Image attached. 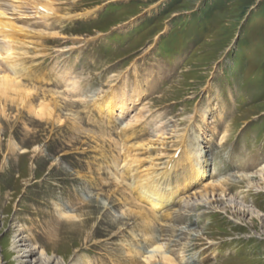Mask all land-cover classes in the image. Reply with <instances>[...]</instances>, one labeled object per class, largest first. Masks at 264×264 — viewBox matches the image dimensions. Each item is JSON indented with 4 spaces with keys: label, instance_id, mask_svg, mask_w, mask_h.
Here are the masks:
<instances>
[{
    "label": "rangeland",
    "instance_id": "374dc122",
    "mask_svg": "<svg viewBox=\"0 0 264 264\" xmlns=\"http://www.w3.org/2000/svg\"><path fill=\"white\" fill-rule=\"evenodd\" d=\"M73 1L77 2L73 8L58 6L64 15L75 17L86 10H94L95 14L88 19L75 17L55 23L50 31L57 34L61 31L67 38L62 35L65 39L53 43L54 46L49 42L44 44V48L49 46L46 50L50 53L55 51L52 55H57V51L64 54L50 58L49 69H59L55 76L68 81V86L65 83L57 86L49 75L50 90L40 89V83L36 82L39 89L27 87L35 96L32 103L37 109L56 98L61 106L60 114L57 112L59 122L13 110L16 107L10 105L6 107L7 118H0V264H21L23 251L37 246L42 249L34 250V264H43L40 251L53 258V263L109 264L114 260L111 252L116 249L123 254L132 240L139 241L142 237L138 231L133 234L132 228H140L146 222L143 226L153 232L144 213L125 209L127 214L142 220L130 224L132 219L119 208H126L125 198L116 200L121 184L109 168L113 167L112 162L94 160L105 147L111 153L118 148L116 142L126 123H121L123 119L115 122L113 134L101 125L84 130L75 116L85 112L83 117L79 116L89 124L100 122L91 112L93 98L88 99L101 91L104 93L98 95L99 100L111 95L118 97L117 104L122 93L123 100L130 102L127 121L141 116L139 121L148 135L155 134L150 129L157 126L162 129L157 133H162L166 144L158 147L157 156L150 154L149 166L142 171L145 161L137 157L139 173L158 175L161 170L154 163L158 154L165 157L168 150L174 149L178 143H173L171 137L187 131L190 118H195L196 113L201 137L197 136V128L192 135L202 139L210 162L225 168L224 162L216 161L211 155L214 152L227 158V162L246 157L250 164L246 171L230 169L227 165L224 177L233 184L230 188L233 193L219 199H205L211 203L207 211H221L223 217L212 215L207 219L210 223L206 221L192 234L188 231L190 235L179 239L171 256L178 257L190 244L189 240L194 239L193 235L206 227L202 234L204 247L190 250L191 260L187 264H264V169L257 168L264 160V0ZM90 31L96 35L92 41L88 39ZM127 79L130 87L124 81ZM136 82L139 90L134 88ZM21 115H25L24 119ZM76 134H80L79 143H69ZM87 137L90 142L86 141ZM220 140L227 141L223 149L216 147ZM60 153L68 155L61 160ZM55 160L60 162L54 165ZM111 160L117 162L118 158L111 155ZM122 162L124 166L126 162L123 159ZM97 164L103 169L99 170ZM102 171L107 173L101 177L90 175ZM234 173L239 181L233 177ZM243 175L253 178L246 180ZM84 176L92 178L90 183H86L88 179ZM213 177L216 180L219 174ZM110 180L113 184L108 188L106 182ZM203 181L200 185L208 186L212 182L209 177ZM97 188L102 192L93 193ZM113 190H117L115 196ZM237 208L247 213L236 214ZM62 212L77 219L67 221L59 216ZM114 213L124 221L113 226L108 216L114 218ZM114 233L117 238L113 240ZM107 238L111 240L102 241ZM163 256L168 258L164 253Z\"/></svg>",
    "mask_w": 264,
    "mask_h": 264
},
{
    "label": "bare ground",
    "instance_id": "6f19581e",
    "mask_svg": "<svg viewBox=\"0 0 264 264\" xmlns=\"http://www.w3.org/2000/svg\"><path fill=\"white\" fill-rule=\"evenodd\" d=\"M10 1L13 7V9L12 8L11 9L15 11L14 15H16L14 18H12L14 20H9L5 18L3 12L0 11V40L3 41V43L5 44L3 45L0 43V115H3L6 117L7 116L5 114L6 107L10 108V106L11 107L14 106L16 107V110L18 109L24 110L27 113L35 117H39L41 119L49 120V121L52 120L53 122L58 123L59 119H58L57 112L60 114L61 106L60 105L58 106V101L55 100L56 98L54 97V95L56 93L54 95L52 94L55 99L52 98L51 103L49 102L48 104L44 106L41 104L42 105L41 108L37 109L36 107L38 106L34 107L32 103L35 100V96L32 95L30 91H28L29 89L27 88L25 84H23L19 80V77L22 75V72L27 71L29 68H31L32 70L33 68V66L31 65L32 63L26 67V63L28 59L27 56H30V60L36 57H40L42 54L44 55L43 57L45 56L47 57V55L44 54L45 52L44 53L42 51L39 52V46L42 45L43 47H45L44 46L45 43L57 42L59 39L65 38V37L62 36L61 34L53 33L50 31L49 33H47V35H45L44 33H41L35 28L33 29L26 28L23 24L24 23H28L31 25L36 24L39 26L44 24V27H46L47 26L46 21H49L52 18L51 16H53V20H54L53 22H60L61 20H66V18L59 11H57V8L56 9L53 8L49 2H41L39 0H10ZM58 1H61V0H58ZM92 14H94V11H88L85 14H83V16L89 17ZM30 15H32L34 19L38 18L39 21L30 22L28 20L30 19V17H28ZM78 15H81V14H78ZM34 38L40 39L41 41L37 40L36 42L35 41L33 42ZM29 49H32V51L30 52ZM66 70L67 69H65V71ZM61 72H60V75H64L62 74L64 71L62 73ZM59 85L61 84H57V86ZM34 91H33V94L35 93ZM126 96H128V94ZM41 97L43 96L41 95ZM117 98L118 97L107 95V96L102 97L100 100L98 98V100H96L95 102L97 109L99 108L100 112L107 114L109 121L113 118V116L117 115L116 118L118 119V118H123L127 116L129 113V110H130L129 105H128V103H130L129 100H123V94L121 93V95L119 96V99H120L119 104H117ZM39 103H42V102H39ZM66 106L67 105H65V107ZM71 116L73 117V115ZM75 118L73 117V119ZM130 127H133V126H130ZM161 134L162 133L155 134V138H156L155 140L150 139L147 141H140V142L134 143L131 147V151L135 150V151H141L140 153L145 152L149 155L151 153L152 155H156L157 153L160 152L158 150V147L166 144V141H165L166 139L163 140V138H161L162 137ZM123 154H125V156H123L124 157L123 160L126 162V158H128L127 157L128 155L126 154V152H124ZM204 156H205V151L201 145H198L196 143H193L192 145H190V142L187 141L185 151H183V156L178 161V163L179 162L181 163V166H183V168L180 169L179 174H177L176 177H174L175 179L172 185L170 183L164 184L165 181L164 180L160 181V179L157 178L159 176L155 175V173H150V174H145L144 172L139 173L138 170L140 169V165H139L140 161L138 160V158H135L134 155L131 156V158L125 163V165L128 166V168H130L134 172L133 187H132L131 193L132 192L135 193V198L139 202L147 203L153 210L156 211L157 207L159 206L158 204H160L163 200H166V199L170 200L171 198L175 196V194L182 192L183 189H187L188 187H193L196 184L200 185L201 183L204 182L203 180L208 177L207 162L203 158ZM158 157H159V154H158ZM262 168L264 169V167ZM176 173L178 172L176 171ZM171 176H174V175H169L167 179L170 178ZM242 178L247 180L253 177H248L247 175H243ZM260 178H262V176ZM178 180H180L179 185L177 184L179 183ZM225 184L226 183L223 180H218L215 182L212 181V182H209L208 186H203L204 187L203 190L207 192L209 188L215 189L216 187L223 189ZM225 196L226 194L224 195V192L222 191V197H225ZM205 199H207V196ZM174 200H176V198ZM235 213L236 214L242 213L243 215H245L247 212L242 211L241 209L237 208ZM59 215L67 221H73L77 219V217L71 215L68 212L66 213L62 212ZM259 216L260 215L256 213V217L260 218ZM143 224H147V223L144 222ZM154 244L155 243L151 245H153L152 251L155 252V254H152L148 258L146 263L154 264V262H156V259L158 257L160 258L161 262L164 264H174L169 258L163 256L164 250L162 251L160 246H156ZM17 246H21V245L18 244ZM35 248L23 251L24 253L20 257H22L24 260L22 261L21 264H28V263L34 264L35 263V261L32 260L33 255H35L34 254ZM39 254L42 255L43 257V260H42L43 264H47V263L50 264L51 262L53 263V258H49L42 251L38 252V255ZM53 264H59V262L53 263Z\"/></svg>",
    "mask_w": 264,
    "mask_h": 264
}]
</instances>
